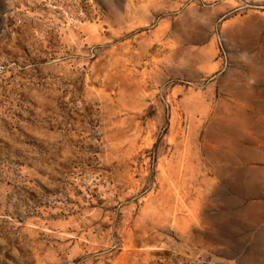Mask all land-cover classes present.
Wrapping results in <instances>:
<instances>
[{
	"label": "rangeland",
	"instance_id": "obj_1",
	"mask_svg": "<svg viewBox=\"0 0 264 264\" xmlns=\"http://www.w3.org/2000/svg\"><path fill=\"white\" fill-rule=\"evenodd\" d=\"M0 264H264V0H0Z\"/></svg>",
	"mask_w": 264,
	"mask_h": 264
},
{
	"label": "bare ground",
	"instance_id": "obj_2",
	"mask_svg": "<svg viewBox=\"0 0 264 264\" xmlns=\"http://www.w3.org/2000/svg\"><path fill=\"white\" fill-rule=\"evenodd\" d=\"M227 232V231H226Z\"/></svg>",
	"mask_w": 264,
	"mask_h": 264
}]
</instances>
